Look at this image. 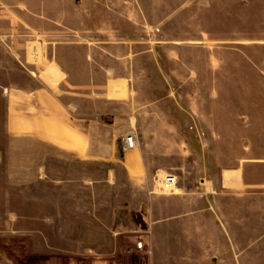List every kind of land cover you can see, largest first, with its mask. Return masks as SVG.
<instances>
[{"label":"rangeland","instance_id":"1","mask_svg":"<svg viewBox=\"0 0 264 264\" xmlns=\"http://www.w3.org/2000/svg\"><path fill=\"white\" fill-rule=\"evenodd\" d=\"M250 38L264 40V0H0V264H43L42 258L44 264H146L143 256L122 254L107 262L106 243L113 229L129 230L133 220L146 226L158 177L173 174L195 188L252 149L264 159V135L235 134L249 129L250 96L264 92L249 86L244 68L235 78L246 86H207L217 56L209 64L202 48ZM64 45L84 48L68 51L70 69L80 71L76 92L89 93L94 83L103 91L108 78H130L133 117H145L141 131L134 127L147 166L140 182L128 181L119 165L66 167L41 141L8 133V93L35 87L37 67ZM90 48L94 75L84 61ZM224 60L231 67L221 76L229 79L235 60ZM73 105L89 112L83 101ZM247 180L264 183V167L253 168ZM258 191L227 204V222L242 243L238 264H264V246L248 245L264 239V192ZM125 235L132 243L140 236ZM174 261L188 263L185 256ZM193 261L200 264L198 256Z\"/></svg>","mask_w":264,"mask_h":264},{"label":"crops","instance_id":"2","mask_svg":"<svg viewBox=\"0 0 264 264\" xmlns=\"http://www.w3.org/2000/svg\"><path fill=\"white\" fill-rule=\"evenodd\" d=\"M219 43L223 46L202 47L208 50L209 64L217 56V67L212 65L213 79L207 80V86H246L235 78L237 68H240V74L244 68L245 72H249V86L264 92V40L250 38L248 41L235 40L229 43L236 46H224L226 42ZM67 46L59 47L56 55L54 52L51 58L47 57L46 64L37 67L33 73L37 83L35 87L17 88L8 93V133L13 137L41 141L45 149L56 152V155L49 157H56V162L66 167H95L99 163L113 164V167L119 165L128 181L140 182L147 177V166L144 154L138 150L142 138L134 132V127L136 124L141 131L145 117L142 118L140 114L133 117L130 106L133 85L130 78H108L103 91L96 90L98 85L94 83L89 93L76 92L72 89L75 87L73 79L80 76V71L70 69L71 61L68 57L71 54L68 51L71 48L76 51L84 48ZM226 55H233L235 60L232 70L234 75L231 77L233 79L221 76L223 71L231 67L225 63ZM92 57L90 48L84 61L91 75H94V71H91ZM249 99V129H242L243 131L235 134L264 135V94L252 95ZM79 100L90 105L89 112L73 105ZM98 102L104 104L103 111L98 110ZM131 133L137 136L138 147L124 153L122 158L121 140ZM252 150L248 157L240 159L237 166L223 169L217 179H201L200 186L195 188L180 185L178 180L173 191L166 193L159 189L156 182L158 187L149 191L151 208L143 218L146 226L142 223L137 225L133 220L128 225L129 230L113 229L106 243L107 262L112 260L116 263V258L122 254L137 259L143 256L146 264H178L174 260L180 256H185L187 264H196L193 261L196 256L199 257L200 264H223L231 259L234 264H238L241 252L237 248L242 243L236 239V225L227 222L226 209L229 211L227 204L235 205L242 196L255 197L258 190L264 192L263 182L250 183L247 180V175L253 168L264 167V159L255 157ZM72 175L76 177L74 171ZM157 190L162 196L157 195ZM242 191L245 193H241ZM76 230L79 229H73ZM135 232L140 236L138 241L132 243L125 234ZM123 238H127L126 243ZM74 242H77L75 246H80V240ZM139 242L144 244L142 250L137 248ZM250 242L249 246H264V239ZM213 250L217 256H207ZM227 253L231 259H226ZM91 258L94 257L91 255ZM45 262L42 258L41 263Z\"/></svg>","mask_w":264,"mask_h":264},{"label":"built area","instance_id":"3","mask_svg":"<svg viewBox=\"0 0 264 264\" xmlns=\"http://www.w3.org/2000/svg\"><path fill=\"white\" fill-rule=\"evenodd\" d=\"M138 147V140L137 136L134 133L128 134L124 136L121 140V151L123 153H127L130 151H133L137 149ZM158 186L159 189L162 191H173L175 186L178 184L177 177L167 174L163 178L158 179ZM144 244L142 242H139L137 244V248L139 250L143 249Z\"/></svg>","mask_w":264,"mask_h":264},{"label":"bare ground","instance_id":"4","mask_svg":"<svg viewBox=\"0 0 264 264\" xmlns=\"http://www.w3.org/2000/svg\"><path fill=\"white\" fill-rule=\"evenodd\" d=\"M19 103V102H18ZM17 118H19V116H17ZM13 119H15V118H13ZM18 121V120H17ZM13 122V121H12ZM14 123V122H13ZM17 123V122H16ZM19 124V123H18ZM14 126V125H13ZM13 129V128H12ZM58 130V129H57ZM65 134V133H64ZM66 135V134H65ZM178 191V190H177Z\"/></svg>","mask_w":264,"mask_h":264}]
</instances>
